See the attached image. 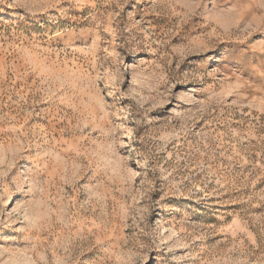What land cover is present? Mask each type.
<instances>
[{
	"label": "rangeland",
	"instance_id": "rangeland-1",
	"mask_svg": "<svg viewBox=\"0 0 264 264\" xmlns=\"http://www.w3.org/2000/svg\"><path fill=\"white\" fill-rule=\"evenodd\" d=\"M0 264H264V0H0Z\"/></svg>",
	"mask_w": 264,
	"mask_h": 264
}]
</instances>
